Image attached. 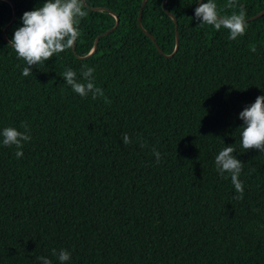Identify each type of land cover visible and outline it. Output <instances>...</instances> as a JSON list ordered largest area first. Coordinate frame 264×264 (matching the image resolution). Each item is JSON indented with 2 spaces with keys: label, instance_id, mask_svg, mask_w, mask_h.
Masks as SVG:
<instances>
[{
  "label": "trees",
  "instance_id": "16d2710c",
  "mask_svg": "<svg viewBox=\"0 0 264 264\" xmlns=\"http://www.w3.org/2000/svg\"><path fill=\"white\" fill-rule=\"evenodd\" d=\"M161 1H145L140 24L169 55L173 23ZM7 2L9 42L45 0H0V132L26 123L31 136L22 149L0 136V264H59L53 249L70 252L66 264H264V152L240 146L238 118L264 95V14L230 40L226 29L198 26L197 0H166L178 48L164 58L137 27L141 0H87L74 54L25 77L26 62L1 37ZM215 2L222 14L243 6L246 19L264 10V0ZM91 8L118 26L79 60L114 24ZM86 67L103 97L82 98L64 81L66 68L82 80ZM232 145L245 164L242 200L215 164Z\"/></svg>",
  "mask_w": 264,
  "mask_h": 264
},
{
  "label": "clouds",
  "instance_id": "9594fccd",
  "mask_svg": "<svg viewBox=\"0 0 264 264\" xmlns=\"http://www.w3.org/2000/svg\"><path fill=\"white\" fill-rule=\"evenodd\" d=\"M237 0H227L224 8L235 9ZM88 15L87 0H45L39 8L25 11L21 17L22 26L17 28L9 41L11 48L15 50L18 59H23L26 66L22 74L27 77L31 75V67L44 64L50 58L70 49L81 36L79 28L80 21ZM194 18L199 21L198 26L209 25L219 31L221 28L229 31V39L236 40L246 34L248 23L246 21V9L239 7V11L231 14H222L215 0H207L200 3L195 8ZM251 51L255 52V45L251 46ZM95 69L86 67L82 71V80L77 78V73L71 68H66L63 72V79L72 91L80 97H87L91 94L92 99L98 96L103 97L104 92L94 83ZM106 103L110 102L105 100ZM238 118L243 121L240 128V146L246 150H258L264 152V95L257 96L255 102L246 106ZM24 131H19L16 127H5L0 136L4 146H15L22 149L23 142L30 141L31 136L26 123H22ZM125 145L131 143L127 134L123 136ZM141 147H147L141 144ZM236 152L235 145L223 147L215 157L217 172L223 176L230 174L235 191L239 195L234 196L236 200H242L244 194L243 182L239 179L245 166L233 153ZM22 151H17L19 158ZM153 155L156 162L161 159L160 152L153 148ZM53 256H57L59 264H66L70 260V252L65 249L57 251L53 249ZM41 264H53L52 260L46 257H38Z\"/></svg>",
  "mask_w": 264,
  "mask_h": 264
},
{
  "label": "water",
  "instance_id": "95a60500",
  "mask_svg": "<svg viewBox=\"0 0 264 264\" xmlns=\"http://www.w3.org/2000/svg\"><path fill=\"white\" fill-rule=\"evenodd\" d=\"M145 1H146V0H141V2H140V6H139V9H138V12H137V16H136L137 27L140 29V31L143 33V35L146 36V37H147V38L153 43L156 52H157L159 55H162V52L160 51V49H159L158 45L156 44V42L154 41V39L142 29L141 24H140L141 12H142V9H143V7H144ZM165 1H166V0H162V1H161V9H162V11L164 12V14L167 15V16L169 17V19H170V20L172 21V23H173L174 45H173V49H172V51H171V53H170L169 55H162V56H163L164 58H170V57H172V56L175 54V52L177 51V48H178V34H177V25H176V21H175L174 17H173L171 14H169V13L166 11V9H165V6H164ZM201 1H202V0H197L196 7L199 6V4L201 3ZM7 3H8L9 6L11 7V19H10L9 23L3 28L2 32H1V37H2V39H3V41H4L5 43H7L8 45H10V43L8 42V40H7L6 37H5V31L9 28V26H10V25L13 23V21H14V17H15V8H14V5H13L12 3H10V2H7ZM91 10H92V11H107V12L113 17V19H114V24H113V26H112L110 29H108V30H106V31H104V32H102V33H100V34H98V35L95 37V39H94V41H93L92 48H91L90 52H89L87 55H85V56H83V57H77V56H76V58L79 59V60H84V59L88 58V57H89V56L95 51V49H96V47H97V43H98L99 38H101V37L107 35L108 33L112 32V31L115 30V29L117 28V26H118V17L115 16V15H114L113 13H111L110 11H108V10H106V9H104V8H91ZM263 14H264V10H263V11H260V12L257 13L256 15H254V16H252V17L246 19V21H247V22H251V21L257 20V19H258L259 17H261ZM10 46H11V45H10ZM74 46H75V44H74ZM74 46H73L72 48H70V49H71V52H72L73 54H74Z\"/></svg>",
  "mask_w": 264,
  "mask_h": 264
}]
</instances>
